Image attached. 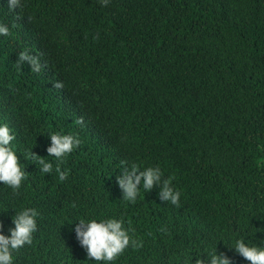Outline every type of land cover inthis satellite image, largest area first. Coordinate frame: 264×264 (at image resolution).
Masks as SVG:
<instances>
[{"label": "trees", "instance_id": "trees-1", "mask_svg": "<svg viewBox=\"0 0 264 264\" xmlns=\"http://www.w3.org/2000/svg\"><path fill=\"white\" fill-rule=\"evenodd\" d=\"M0 23V123L27 172L18 190L0 183L4 234L15 212L39 213L13 264H94L75 222L101 218L141 244L110 264H195L215 249L250 264L230 248L264 246V0H0ZM52 132L80 144L57 161ZM132 165L158 166L179 204L156 185L124 200L117 176Z\"/></svg>", "mask_w": 264, "mask_h": 264}, {"label": "clouds", "instance_id": "clouds-1", "mask_svg": "<svg viewBox=\"0 0 264 264\" xmlns=\"http://www.w3.org/2000/svg\"><path fill=\"white\" fill-rule=\"evenodd\" d=\"M107 0H105V3ZM20 4V0H8V7L14 10ZM9 27L0 23V36L9 34ZM16 63L23 65L27 63L33 70L39 71V64L36 58L27 52L18 54ZM51 140V146L47 148L48 156H52L57 161H61L75 150L80 144L79 138L72 134H62L52 132L48 135ZM16 139L15 133L6 123H0V183L7 185L11 189L18 190L22 182L26 180L25 167L21 163L15 151L12 142ZM26 158L35 160L40 165L42 173H51L53 171V162L32 152V149L26 153ZM56 173L63 181L67 172L62 171L59 166L55 168ZM170 179L162 180L160 168L147 167L140 171L137 166L132 165L130 169L126 168L124 172L117 176V183L123 191V199L134 203L141 186L145 190L151 191L154 185L160 188L159 195L173 205L179 204L181 193L170 186ZM39 215L35 208L25 207L11 218L14 227L9 228V235L3 232V225L0 224V264H13V251L32 243V234L37 229L36 218ZM76 223V238L86 252L89 261L101 262V264H110L115 261L120 254L131 244L132 247H140L141 244L132 239L129 230L124 227L123 220L116 218L107 219H80ZM264 245V244H261ZM236 253L249 261L250 264H264V246L257 244L249 245L243 237L234 241ZM194 257L192 255L191 262ZM195 264H232L231 260L222 253L218 254L217 249L209 256L195 257Z\"/></svg>", "mask_w": 264, "mask_h": 264}]
</instances>
